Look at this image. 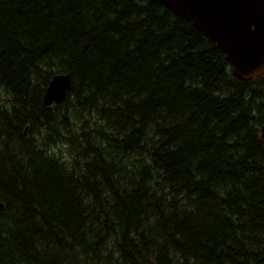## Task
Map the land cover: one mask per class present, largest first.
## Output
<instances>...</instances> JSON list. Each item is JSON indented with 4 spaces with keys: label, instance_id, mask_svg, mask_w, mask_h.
<instances>
[{
    "label": "trees",
    "instance_id": "1",
    "mask_svg": "<svg viewBox=\"0 0 264 264\" xmlns=\"http://www.w3.org/2000/svg\"><path fill=\"white\" fill-rule=\"evenodd\" d=\"M263 91L159 0H0V264H264Z\"/></svg>",
    "mask_w": 264,
    "mask_h": 264
},
{
    "label": "water",
    "instance_id": "2",
    "mask_svg": "<svg viewBox=\"0 0 264 264\" xmlns=\"http://www.w3.org/2000/svg\"><path fill=\"white\" fill-rule=\"evenodd\" d=\"M159 2L210 39L225 55L235 77L250 81L264 76V0ZM70 83L69 75L52 78L44 93V106L62 102ZM260 135L264 140V122ZM2 209L0 204V211Z\"/></svg>",
    "mask_w": 264,
    "mask_h": 264
},
{
    "label": "bare ground",
    "instance_id": "3",
    "mask_svg": "<svg viewBox=\"0 0 264 264\" xmlns=\"http://www.w3.org/2000/svg\"><path fill=\"white\" fill-rule=\"evenodd\" d=\"M45 93V92H44ZM264 98V97H263ZM43 105H44V96H43Z\"/></svg>",
    "mask_w": 264,
    "mask_h": 264
}]
</instances>
